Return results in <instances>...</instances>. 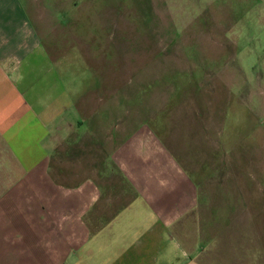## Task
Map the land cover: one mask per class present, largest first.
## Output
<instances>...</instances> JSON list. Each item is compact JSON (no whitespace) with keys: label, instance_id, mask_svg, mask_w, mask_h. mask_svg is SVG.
<instances>
[{"label":"crops","instance_id":"crops-1","mask_svg":"<svg viewBox=\"0 0 264 264\" xmlns=\"http://www.w3.org/2000/svg\"><path fill=\"white\" fill-rule=\"evenodd\" d=\"M83 65L0 0V264H264L259 237L202 235L192 170L151 123L166 120L81 88Z\"/></svg>","mask_w":264,"mask_h":264},{"label":"rangeland","instance_id":"rangeland-1","mask_svg":"<svg viewBox=\"0 0 264 264\" xmlns=\"http://www.w3.org/2000/svg\"><path fill=\"white\" fill-rule=\"evenodd\" d=\"M24 3L54 58L83 59L81 88L166 120L151 123L192 170L202 235L264 244V0Z\"/></svg>","mask_w":264,"mask_h":264}]
</instances>
